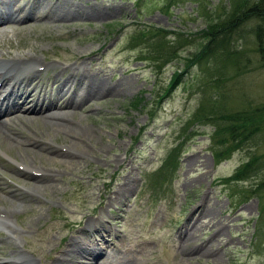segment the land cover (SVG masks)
<instances>
[{
    "label": "rangeland",
    "instance_id": "1",
    "mask_svg": "<svg viewBox=\"0 0 264 264\" xmlns=\"http://www.w3.org/2000/svg\"><path fill=\"white\" fill-rule=\"evenodd\" d=\"M166 1L0 3L13 17L0 21V57H36L42 64L34 73L36 95L47 90L55 96V104L43 113L16 112L19 119L12 113L0 116V121L12 119L0 127V264H31L27 258L32 264H63L58 256L77 239L91 248L94 238L97 264H264V234L258 246L253 244L258 200L243 192L264 181L263 171L236 182L228 179L251 152L264 151V135L218 162L211 151L210 125L193 124L184 131L187 139L181 143L179 137L202 98L217 97L215 103L230 109L264 101V69L257 66L259 55L251 52L255 43L245 39L236 44L246 47L248 72L230 78L229 68L227 78L216 81L212 64H195L170 96L156 102L172 71L183 67L182 58L199 50L201 39L192 34L205 26L197 0H178L165 9ZM31 4V15L25 17ZM73 11L80 14L65 16ZM156 27L189 39L178 57L160 70L138 59L140 51L130 46L131 35ZM66 78L71 80L60 86ZM92 79L104 89L101 96L75 108L57 101L56 90L74 88V105ZM30 102L21 104L22 110ZM47 112L68 115L73 132L44 123ZM34 139L53 151L33 145ZM179 142L173 177L156 184L163 159ZM55 151L72 158L52 159ZM34 173L47 175L37 188L33 180L25 181ZM43 178L49 179L46 186ZM101 236L114 241L115 248L107 247ZM185 246L195 251L182 254ZM84 252L66 264H88L90 255Z\"/></svg>",
    "mask_w": 264,
    "mask_h": 264
},
{
    "label": "trees",
    "instance_id": "2",
    "mask_svg": "<svg viewBox=\"0 0 264 264\" xmlns=\"http://www.w3.org/2000/svg\"><path fill=\"white\" fill-rule=\"evenodd\" d=\"M178 0H167L164 8ZM228 7L224 5V0H217V3L209 5L207 0H197V11L202 17L205 26L192 35L201 39L197 52L190 57H183V67L174 69L169 76L165 87L155 96L156 102L163 96H170L172 91L181 83L182 77L188 69L195 64H212V72L219 78L226 79V70L232 69V77L240 76L248 72L251 59L246 53V47L239 45L237 41L247 40L254 42L255 48L251 52L259 55L260 68L264 69V0H228ZM168 35L173 37L168 38ZM189 39L175 31H167L156 27L152 29H140L130 37L131 48L140 51V60L151 63L156 70H160L164 63L178 57L177 51L180 46ZM245 43V42H244ZM246 45V43H245ZM241 46V47H240ZM249 53V52H248ZM143 54V55H142ZM251 55V54H250ZM229 69V70H230ZM217 99V97H216ZM215 98H202L198 101L191 117L181 127L180 142L187 139L184 131L193 124L210 125L211 151L214 159L218 162L228 158L232 150L239 145L255 139H260L264 135V101L258 103L247 102L236 108H228L225 104L215 103ZM133 100L131 104H135ZM155 107L148 110L150 118L153 117ZM196 130L193 127L191 132ZM188 133V134H189ZM187 136V137H186ZM261 136V138H260ZM176 144L163 159L161 166L156 172L158 185L170 182L175 172L177 164V151L181 143ZM264 151H253L246 161L239 164L228 178L235 182L242 177L248 176L252 171H263L264 174ZM264 181L254 188L243 190L244 193L255 195L258 200V216L255 220L256 240L253 241L258 246L263 241L264 234ZM242 192V191H241ZM256 241V242H255Z\"/></svg>",
    "mask_w": 264,
    "mask_h": 264
},
{
    "label": "bare ground",
    "instance_id": "3",
    "mask_svg": "<svg viewBox=\"0 0 264 264\" xmlns=\"http://www.w3.org/2000/svg\"><path fill=\"white\" fill-rule=\"evenodd\" d=\"M9 1H11V0H1L0 3L1 4H5L6 2H9ZM32 4L30 6H28L27 9H25V11H24L25 17H29L31 15V10L33 9L32 8ZM53 9L54 10H57V8L56 9L53 8ZM75 14H80V13L77 12V11H73V12H70L68 14H65V16L66 17H70L72 15L74 16ZM61 17H64V15L61 16ZM2 19H8L7 11H6V9L3 6L0 9V20H2ZM39 62L40 61L36 57H31V58H27V57H24V56H22L21 58H19V57H12V56L9 57V58H1L0 57V113H2V112L12 113V114H14L13 115V118L19 119V114H17L16 112H20L21 111L23 113H34V114H37L39 112H42L43 113L50 106H52L53 104H55V102H53V99H54L55 96L52 97V94L51 93H47L46 94V91L47 90L46 91L43 90V93L41 95H36L35 87L37 86V83H34V79L36 78V76L34 75V73L38 70L37 69L38 65H42ZM27 71L30 73L29 75H28V73L26 74ZM76 78L78 79V81L81 80V76H78ZM61 80H60L61 81L60 82V86H63L66 82H68L69 80H71V78H66L64 80L63 79H61ZM70 87H68V88H70ZM104 88H106V87H104ZM74 90H75L74 88H72V91H70L67 88H65L64 90L62 89L61 91L60 90H56V94L58 95L57 101L61 98L62 101L64 100V103H67L70 107L73 106V108H75V107H79V105L83 101H85L87 98L94 97V96H101L103 94V92H104V89H102V87H100V85L97 84L94 79H92L91 84H89L88 88H87V85H84V87L82 88V92L79 95V98L77 99V101L75 102L74 105H71V100H72L71 97L73 95L72 92ZM64 96H65V98H64ZM107 96H108V94H107ZM30 98H31V100H30ZM28 102H30L29 105L26 106L25 108H23V110H22V107H21L22 105L21 104L25 103V105H27ZM48 112H52V111H48ZM48 112L46 114L44 113V116L42 117V120L44 121V123L51 124V125L56 126V127H59V128L61 127L64 130H66V131L73 132L72 131L73 130V124L71 123V118H68V115H66L65 113L56 114V112H55V114H52L51 113L49 115ZM40 116H41V114H40ZM22 119H24V118H22ZM11 120H12L11 118H6V120L0 121V127L1 126L2 127L7 126L9 124L8 122H10ZM27 121H30V120L27 119ZM6 134H7V132H6ZM40 142L37 141V140H35V139L31 141V143L33 145H35V146H39L40 148H46V149L48 148L43 143L40 144ZM73 147L74 146L71 145L70 148L73 149ZM48 151H51L52 152L53 150L52 149L50 150L48 148ZM68 154L69 153H66L65 151H55V154H53L50 157L52 159H55L57 156H62L63 158L64 157H67V158H70L71 159L72 156L71 155H68ZM26 165L25 166L23 165L25 169L26 168H28V169L31 168V167L26 166ZM21 172L25 173V170L22 168L21 169ZM43 175H41V174L40 175H36V174L35 175H28L31 178L30 179H25V181L28 182V180H33L32 185L35 188H37V187H39V186L42 185V183H41V177ZM44 176H47V175H44ZM42 181L43 182H46L45 184L43 183L44 186H46L47 184H49V179L48 178H43ZM51 181H50V183H51ZM0 214H1V212H0ZM1 218L2 217L0 215V222L2 221ZM1 224H2V222H1ZM94 229L97 230V227L95 226ZM105 238L103 236H101V238L99 240L102 241V239H103V243L106 244V246L109 247V248H111L112 247L111 245H113V247L111 248L113 250V248H115V246H116L115 245V242L112 241V242L109 243L108 242L109 240H107ZM187 240L188 239L185 240V243H186ZM76 241L77 242L75 243L74 247H72L71 249H66L65 250V252H64L65 255L63 257L58 256L59 261H61V263H63V264H66L68 261H73L75 259V256H74L75 254H78L79 252L85 253L84 250H88V255H90V257H87L86 256V258H87L86 259L87 260L86 263H88V264H92V263L93 264H97L96 259L94 257L95 254H96V252H94V250H96L95 249V238H94V240L90 241L91 248H88V247H85L84 245H81L82 242L79 241V239H77ZM106 242H108V243H106ZM118 247H120V246H118ZM118 247L116 249H114V250H116V251L117 250H120ZM194 251H195L194 248L188 249L187 246H185L183 249H181V253L182 254L183 253L189 254V253H193ZM58 252L59 251H57V253ZM66 256H69V257H66ZM27 262H30L32 264V261H30L29 258H27ZM102 263L103 262H100L99 264H102Z\"/></svg>",
    "mask_w": 264,
    "mask_h": 264
}]
</instances>
